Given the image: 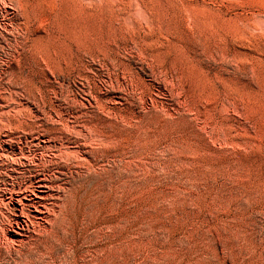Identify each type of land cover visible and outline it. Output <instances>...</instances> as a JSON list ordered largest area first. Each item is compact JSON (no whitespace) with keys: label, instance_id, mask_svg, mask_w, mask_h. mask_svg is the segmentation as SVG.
<instances>
[{"label":"rangeland","instance_id":"374dc122","mask_svg":"<svg viewBox=\"0 0 264 264\" xmlns=\"http://www.w3.org/2000/svg\"><path fill=\"white\" fill-rule=\"evenodd\" d=\"M0 264H264V0H0Z\"/></svg>","mask_w":264,"mask_h":264},{"label":"bare ground","instance_id":"6f19581e","mask_svg":"<svg viewBox=\"0 0 264 264\" xmlns=\"http://www.w3.org/2000/svg\"><path fill=\"white\" fill-rule=\"evenodd\" d=\"M42 186H44V185H42ZM40 198H44V196H40ZM24 199H26V200H28V202H30L31 204H35V202H34V200H33V198H31L30 196H24Z\"/></svg>","mask_w":264,"mask_h":264}]
</instances>
